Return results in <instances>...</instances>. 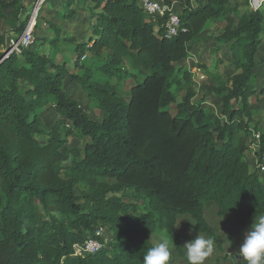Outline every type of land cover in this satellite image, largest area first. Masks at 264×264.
I'll return each mask as SVG.
<instances>
[{"label":"trees","instance_id":"trees-1","mask_svg":"<svg viewBox=\"0 0 264 264\" xmlns=\"http://www.w3.org/2000/svg\"><path fill=\"white\" fill-rule=\"evenodd\" d=\"M81 1L89 2L95 17L91 45L75 47L82 74L30 47L0 62V264H143L157 226L172 235L184 256L174 226L186 215L220 246L204 215L206 202L216 206L218 216L234 214L241 226L264 215V180L256 167L250 169L244 140L251 134L249 98L264 95V88L256 92L253 85L262 4L236 15V22L231 0H201L193 7L179 0L187 5L180 29L167 38L163 19L153 20L139 0ZM69 3L73 0L64 4ZM25 9L23 0H0V17L11 10L18 20ZM220 18L227 25L219 39L231 42L238 72L205 83L204 97L213 94L221 101L214 113L193 101L195 86L181 63L190 42ZM26 20L12 30L21 33ZM4 41L0 32V56ZM102 49L107 56H100ZM88 50L94 60L79 65ZM125 62L134 78L128 97L113 81L126 75ZM67 77L97 102L101 119L66 93ZM181 82L185 94L171 112V88ZM47 106L59 115L49 131L37 114ZM74 135L86 138L83 147L66 145ZM78 183L80 193L75 192ZM128 189L130 195H118ZM124 198L143 200V211ZM101 227L111 232L106 242L98 234ZM87 238L98 239L101 248L73 254V244ZM233 264L246 262L237 256Z\"/></svg>","mask_w":264,"mask_h":264},{"label":"rangeland","instance_id":"rangeland-1","mask_svg":"<svg viewBox=\"0 0 264 264\" xmlns=\"http://www.w3.org/2000/svg\"><path fill=\"white\" fill-rule=\"evenodd\" d=\"M34 0H23L26 7L21 19H16L11 10L5 11V16L0 17V32L5 34V41L1 49V58L5 59V50L8 49L10 44V38L12 36L19 37L20 33L12 30L13 25L17 21L27 19L28 12L31 9ZM201 0H189L190 6H197ZM66 0H45V3L41 6L39 12L38 25L33 33L34 42L30 45V50H39L54 58L56 63H64L66 67L73 74H82L83 69L75 64V60L78 57L75 50L76 45L79 43H85V48L91 45L89 40L92 32V24L94 22L92 11L90 9L89 2H82L81 0H73V3L64 4ZM253 2V5L251 4ZM231 0L230 7L235 8V13H231V18L237 22V16L242 13H247L252 10V7H256L259 0ZM259 10L263 13L264 17V2ZM69 12H73L71 17H64ZM27 21V20H26ZM227 25L225 18L209 21L203 30L190 42V48L188 54L193 58L191 62L201 67L203 72V79L199 83L192 81L196 95L193 101L199 104L206 112L219 113L221 110L220 99L211 94L204 97V85L211 81V78L220 75L223 78H228L237 73L238 70L235 67V59L232 57L231 42L220 41L219 37L224 32ZM57 37V39H56ZM56 39L55 43H51V40ZM108 51L102 49L100 56H107ZM20 54V52H16ZM94 52L85 51L82 53L79 60L80 64H90L94 60ZM185 60V59H184ZM182 61L181 64L187 67V64ZM196 60V61H194ZM126 71V75L121 79L117 77L113 78L121 93L128 97V91L130 86L134 83V78L130 76L132 69L128 62L123 64ZM128 74V75H127ZM255 80L254 88L256 92L264 88V21L263 30L260 33V45L256 52V66L254 68ZM141 77V76H140ZM197 77V75H195ZM63 89L66 93L76 99L79 105L88 113L92 115L94 119H101L103 117V111L97 107V102L89 97L80 87V85L72 80L70 77L64 79ZM174 95V102L169 106L171 112L175 111V105L181 101L185 94V88L183 83L174 84L171 88ZM249 109L251 111V119L247 121V126L255 131H262L264 129V95L253 94L249 98ZM37 114L42 120V127L44 130L49 131L53 126L55 120L59 117L57 112L51 107H43L37 110ZM246 119V116L244 117ZM245 144L248 146L246 151V160L249 163L250 169H253V158L259 155V150L252 146L251 142L253 137L248 134L244 137ZM86 142V138L81 135H74L67 138V146L83 147ZM69 160L63 164H68ZM261 180H264L259 175ZM106 181H112L109 178H100ZM82 189L81 184L75 185V192L80 193ZM131 194V190H125L118 195ZM124 198L126 202H134L137 204L138 212L143 211L142 201ZM52 210L51 207H49ZM216 206L211 202L205 203V218L207 222L214 228L215 232L220 238V246L214 241V250L212 254L205 259L203 264H233V259L238 255L239 245L242 243L246 230L251 226L250 221L247 226H241L234 214L228 216H218L216 213ZM184 219V220H182ZM180 222L179 227H175L176 231L182 238V249L184 256H181L172 245L171 257L167 264H188L186 257V249L184 244L193 239L197 234L210 238L207 234L200 232L197 229V223L190 216L179 217L177 223ZM254 221V220H253ZM176 223V224H177ZM192 223V224H191ZM191 229V232L189 231ZM166 232L165 228L157 226L156 230L151 234L150 241L152 244L156 242L161 233ZM98 234L106 242L111 238V232L105 227H101L98 230ZM211 239V238H210Z\"/></svg>","mask_w":264,"mask_h":264},{"label":"built area","instance_id":"built-area-1","mask_svg":"<svg viewBox=\"0 0 264 264\" xmlns=\"http://www.w3.org/2000/svg\"><path fill=\"white\" fill-rule=\"evenodd\" d=\"M263 1L264 0H259V2H257L258 5L252 8H258ZM44 2L45 0L33 1L31 9L28 12L27 21L19 37L16 38L12 36L9 40V47L5 50L6 57L11 53L20 52L23 47H30L34 42L33 33L36 30L39 12ZM254 3H256V0ZM251 4L253 5V2ZM139 5L144 12L152 16L153 20L163 19V34L165 37L171 38L177 35L181 25V9L182 7L185 8L187 6L186 3L181 5L179 0H139ZM191 60H193V58L188 54L184 60L187 64L186 70L191 75V80L199 83L200 80L203 79V72L201 67L191 62ZM195 75H197V77H195ZM260 134V131L251 129V135L253 137L251 144L259 150V155L256 157L255 161V167L259 175L264 179V145L263 147L260 146ZM101 246L102 243L98 239L87 238L81 243L73 244V254L80 255L84 253H93L99 250Z\"/></svg>","mask_w":264,"mask_h":264},{"label":"clouds","instance_id":"clouds-1","mask_svg":"<svg viewBox=\"0 0 264 264\" xmlns=\"http://www.w3.org/2000/svg\"><path fill=\"white\" fill-rule=\"evenodd\" d=\"M182 220L174 227H179ZM189 231L191 232V229ZM173 244L172 235L167 232L161 233L156 242L144 253L143 264H167ZM183 246L186 249L188 264H203L214 250V241L197 234ZM238 255L246 264H264V215L256 216L246 230L238 248Z\"/></svg>","mask_w":264,"mask_h":264},{"label":"crops","instance_id":"crops-1","mask_svg":"<svg viewBox=\"0 0 264 264\" xmlns=\"http://www.w3.org/2000/svg\"><path fill=\"white\" fill-rule=\"evenodd\" d=\"M93 19H94V22H95V17H93ZM94 22H93V23H94ZM252 161H253V163H254V166H253V168H255V161H256V158H255V159L253 158V160H252Z\"/></svg>","mask_w":264,"mask_h":264},{"label":"water","instance_id":"water-1","mask_svg":"<svg viewBox=\"0 0 264 264\" xmlns=\"http://www.w3.org/2000/svg\"><path fill=\"white\" fill-rule=\"evenodd\" d=\"M5 58H6V57H5ZM3 60H4V58H1V59H0V62H2Z\"/></svg>","mask_w":264,"mask_h":264}]
</instances>
